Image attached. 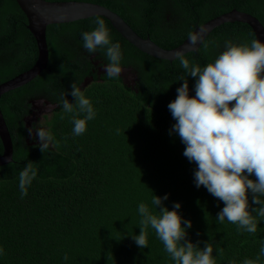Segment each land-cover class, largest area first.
<instances>
[{"label": "trees", "instance_id": "1", "mask_svg": "<svg viewBox=\"0 0 264 264\" xmlns=\"http://www.w3.org/2000/svg\"><path fill=\"white\" fill-rule=\"evenodd\" d=\"M45 1L102 5L119 15L138 36H144L124 19L117 7L119 0ZM256 3L261 7V23L264 0ZM96 17L49 25L47 69L0 98L13 147L12 162L0 166V246L4 248L0 264H173L151 227L147 229L148 247L141 249L131 238L140 232L138 204H150L153 194L165 193L169 196L164 205L171 210L173 202H180L178 211L192 221L189 239L201 241V248L203 241L209 240L214 246L213 255L217 248L222 249L216 264L233 260L243 264L246 258L255 259L264 244V221L256 233L238 231L237 225L227 220L219 223L215 217L223 202L203 186H195V164L183 155L185 146L179 137L169 135L175 121L167 104L175 99L176 88L183 82L177 80L183 72L178 62L140 52L103 18L113 42L121 44L123 66H131L139 82L128 89L108 77L87 84L92 54L108 62L102 51L88 54L82 47L81 33L96 27ZM26 24L15 0H0V84L28 70L36 61L35 41ZM177 37L170 32L166 42ZM186 38L188 34L184 33L173 43H161L156 38L152 41L170 50ZM199 49L186 55L201 65L219 53L202 46ZM86 65L90 66L87 71ZM73 80L81 83L85 95L91 98L96 118L88 122L85 133L73 136L71 114L61 119L62 107L57 106L44 125L51 126L59 146L43 154L23 126L27 108L37 98L57 104L66 89L67 98L73 101ZM188 80L194 91V78ZM2 151L0 142V155ZM28 160L37 163L39 172L22 197L18 176ZM65 254L67 261L63 259ZM260 264H264V256Z\"/></svg>", "mask_w": 264, "mask_h": 264}, {"label": "clouds", "instance_id": "2", "mask_svg": "<svg viewBox=\"0 0 264 264\" xmlns=\"http://www.w3.org/2000/svg\"><path fill=\"white\" fill-rule=\"evenodd\" d=\"M94 24L91 31L81 33L82 47L88 54L102 51L108 61L102 65L104 73L110 80H118L124 70L121 44L113 42L101 16L95 18ZM201 31L189 33L188 48L198 52L201 44L208 47L209 42L201 39ZM174 60L183 69L177 78L183 82L176 88L175 99L167 104L175 121L169 135L179 137L185 146L183 155L195 164V186H203L223 202L215 217L217 221L227 220L236 224L238 231L256 233L259 223L264 221V41L253 38L249 43H235L225 39L223 50L206 65L190 58L185 51H177ZM188 77L194 78L192 96ZM68 94V89L61 92L56 106L62 107L61 119L71 114L72 135L80 136L87 131L88 122L96 118L97 110L81 83L73 80L70 84L73 101H69ZM27 132L43 154L59 146L50 125L32 124L27 126ZM38 172L37 163L31 160L19 171L22 197L27 195ZM168 196L153 194L150 204H138L140 232L131 238L141 249L148 247L147 229L151 227L173 264H216L222 249L217 248L213 255L214 246L209 240L203 241L201 248V241L194 243L189 239L192 221L178 211L180 202H173L171 210L164 205ZM3 255L4 248L0 246V256ZM262 256L264 244L255 259L246 258L243 264H260ZM63 259L67 261L68 255Z\"/></svg>", "mask_w": 264, "mask_h": 264}, {"label": "flooded vegetation", "instance_id": "3", "mask_svg": "<svg viewBox=\"0 0 264 264\" xmlns=\"http://www.w3.org/2000/svg\"><path fill=\"white\" fill-rule=\"evenodd\" d=\"M257 1L258 0H119L117 7L124 19L131 21L135 28H138V31L144 35L142 38L149 37L151 40H155L156 38L157 41L163 43L166 42L167 35L171 32L178 34L177 38L167 41L173 43L181 40L184 33L189 35V33L194 32L196 28L205 25L217 17L231 13L232 11L250 15L258 20L261 7L256 3ZM252 37L255 38V35L248 24L238 21H229L212 28L203 40L209 42L208 47L205 49L221 52L225 39H231L235 43H242L243 39L245 41L244 43H249ZM201 46L203 47V44H201L199 48ZM90 63L92 68L87 65L85 68L86 71L89 67L91 69L90 76L85 79L87 84L92 81L103 82L107 76L104 73L102 65L107 62L101 59L100 56L92 54ZM124 71L125 73L121 74L118 80H115L119 81L127 89L134 88L139 82L134 69L131 66H127L124 67ZM84 85L85 84H83V86ZM190 91L194 92L192 89H190ZM54 105L57 104L51 103L46 98L31 100L27 108V114L23 118L26 132L27 126H31L32 121L36 123L42 119L45 121V118L48 120L54 112V109H52Z\"/></svg>", "mask_w": 264, "mask_h": 264}, {"label": "water", "instance_id": "4", "mask_svg": "<svg viewBox=\"0 0 264 264\" xmlns=\"http://www.w3.org/2000/svg\"><path fill=\"white\" fill-rule=\"evenodd\" d=\"M15 2L26 17V27L35 41L37 58L31 68L0 84V98L5 93L29 83L47 69L49 51L46 40V29L49 25L66 24L101 16L106 19L127 42L140 52L153 58L172 62L177 51H185V54L188 52H197L195 49L188 48V38L173 49H163L149 37L142 38L138 36L119 15L99 4L81 1L49 2L45 0H15ZM229 21H238L248 24L255 38L264 41V27L262 24L250 15L235 11L209 21L205 25L196 28L194 32L201 29V39L203 40L212 28ZM123 73H125L124 70L121 74ZM194 94L195 93L192 91L189 92L190 96ZM55 108H57L56 105L52 107V109ZM0 142L3 150L0 155V166H5L12 162L13 147L11 136L1 109Z\"/></svg>", "mask_w": 264, "mask_h": 264}, {"label": "rangeland", "instance_id": "5", "mask_svg": "<svg viewBox=\"0 0 264 264\" xmlns=\"http://www.w3.org/2000/svg\"><path fill=\"white\" fill-rule=\"evenodd\" d=\"M44 122H45V121H43V119H42V120H39V121L36 122V123H34V122L32 121V124H36L37 126H45V125H44Z\"/></svg>", "mask_w": 264, "mask_h": 264}]
</instances>
